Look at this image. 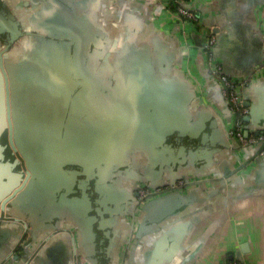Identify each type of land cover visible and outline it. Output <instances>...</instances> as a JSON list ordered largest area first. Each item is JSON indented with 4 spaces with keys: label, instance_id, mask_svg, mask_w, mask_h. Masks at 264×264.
Instances as JSON below:
<instances>
[{
    "label": "crops",
    "instance_id": "1",
    "mask_svg": "<svg viewBox=\"0 0 264 264\" xmlns=\"http://www.w3.org/2000/svg\"><path fill=\"white\" fill-rule=\"evenodd\" d=\"M82 1L74 0L72 5L77 4L79 8ZM143 2L146 12L152 16L154 28L168 37L172 46L177 48L178 43L183 48L179 53L180 60L175 63L176 70L190 76L193 86L199 88L203 103L213 109L225 129L230 116L226 118L223 115L227 109L218 85L207 75L201 48L203 28L213 27L215 40L212 51L215 61L230 78L249 79L243 87L248 108L244 130L248 131L247 134L264 132V72L260 70L264 59V35L259 27L261 18L264 20L263 0H185L198 17L197 23L180 21L165 10L158 0ZM106 3L112 5L111 0H106ZM61 4L58 0H51L52 7L44 22L63 37H68L72 43H66L61 49L53 48L52 54L56 58L61 53V62H86V45L73 40L74 37L78 39L82 32L76 27L80 19L70 17V3H67L66 10ZM71 23H74V28H71ZM10 56H6V59L15 65V58L12 61ZM216 131L215 136L212 130H207L205 144L178 137L174 132L179 145L175 147L169 136L172 153L170 155L168 149L164 152L170 159L171 168L162 170L147 167L146 149L128 141L129 160L125 165V175L150 179L158 185L179 178L206 179L203 188L191 189L184 201H177L161 219L154 222L146 220L141 229L130 215L135 210V197L119 186L128 177L124 175L120 182L112 183L108 179V182L101 180L95 174L90 178L100 181L95 190L83 186L84 175H77L75 194L80 201L77 203L80 205L79 213L72 216L61 208L57 222L46 219L48 224L39 226L33 219L23 222L8 212L1 214L0 208V264H63L61 260L72 237L79 255L76 258L79 259L78 264H143L146 252L156 249L160 242L163 254L169 257L168 264H264V162L250 175L249 169L253 168V164L233 172L234 159L225 156L226 151L222 149L211 160L204 157L205 160L190 164V168L181 172L174 158L177 149L182 146L191 148L202 144L206 149H211L210 141L213 145L223 144L221 126L218 125ZM7 150L12 151L13 157L4 150L2 153L6 156L0 157V167L14 163V166L8 165L12 167L8 172L4 170L10 174V179L15 177L20 182L25 174L24 177L13 175L16 161L20 166L21 161L12 147ZM246 155H251V152L248 151ZM72 160L65 161L66 165L72 166L69 169L76 166L70 163L79 162ZM28 163L35 164L32 159ZM224 175L226 181L222 178ZM79 176L83 178L78 179ZM7 185L5 177L0 178V197H4L6 190L11 191L12 187ZM82 187H85L87 197L83 196ZM61 190L65 192L64 188ZM120 193L124 199L119 205H114L110 199ZM57 200L66 206L64 198ZM105 213L109 215L108 218L103 216ZM32 214L38 220V215ZM241 246L246 251H242ZM238 251L242 252L236 257Z\"/></svg>",
    "mask_w": 264,
    "mask_h": 264
},
{
    "label": "water",
    "instance_id": "2",
    "mask_svg": "<svg viewBox=\"0 0 264 264\" xmlns=\"http://www.w3.org/2000/svg\"><path fill=\"white\" fill-rule=\"evenodd\" d=\"M58 1L62 3L61 6L65 10L68 7L67 3H70L71 6L68 7L70 17H79L80 19L76 27L82 32H80L78 39L74 37L73 40L86 45L84 60L86 62L96 60V62L102 63L106 75L101 77L103 79L107 77L117 79L116 87L113 89L115 93L121 88L127 94L132 93L127 108L129 115L125 120L129 130L126 137L130 143L142 145L146 149L147 167H150L151 170L155 167L159 170L166 167L171 168L170 159L167 158L168 156L165 155L164 151L165 149L170 150L171 155L169 136L174 132L177 133L178 137H187L189 140H198L205 144L207 130H212L216 136L218 125L222 129L223 144L213 145L210 141L211 149H206L202 144L191 148L182 146L177 149L178 153L174 158L180 165L181 172L190 168V164L205 160L204 157L211 160L212 156L215 153L218 154L222 149L226 151L225 156L234 159L235 168L233 172L253 164V168L249 169L250 175L264 162V154L259 153L261 146H239L229 141L221 120L209 105L203 103L199 88L193 86L189 75L185 76L175 68L176 61L180 60L179 53L183 49L182 46L180 47L176 43L178 47L175 48L171 45L168 37L161 35L160 31L154 28L152 16L146 12L143 0H111L112 5L106 3V0H83L79 8H77V4L72 5L74 0ZM73 24L71 23V28H74ZM6 62H8L7 59ZM205 70L207 75L218 85L219 93L227 109V113L223 115L228 118L230 109L221 93L220 86L208 69L205 68ZM132 86L134 92H129L128 90ZM243 89L241 94L243 104L246 106ZM206 99L208 103H211L208 97ZM121 120L119 124L124 126ZM244 132L245 134L248 133L247 130ZM7 134L9 135L6 138ZM4 136L5 138H3ZM8 147H12L16 151L20 161V158H26L27 163L20 162V166L16 161L13 176L19 174L24 177L25 174L20 182H17L15 177H12L13 179L8 177L10 174L7 172L12 168L8 165L14 166V163L9 162L10 164L7 163V166L3 164L5 167H0L2 170L0 171V178L5 177L7 186L12 187L10 192L6 190L4 197H0L1 214L6 208L8 213L23 222L33 219L39 226L48 224L46 219L57 222L61 208H64L70 215L77 216L80 208V205L77 204L80 201L75 194L78 187V182L75 180L77 175H84L83 186L93 187L94 190L98 188L100 183L97 179L90 180L95 174L96 177L106 182H120L123 179L122 173L125 169L123 164L125 162L115 167H98L95 170L93 164H82L72 160L75 162L70 164L80 167L79 170L66 168L67 163L64 161L47 162L46 152L33 153L32 156V151L23 149L22 156L14 147L10 129L6 133L5 131L0 133V157L6 156L2 153L4 150L8 156L13 157L12 151L7 150ZM248 151L251 152L249 156L246 155ZM28 158H34L32 161L35 164L28 163ZM113 169H117L116 172H112ZM199 178L201 180L195 179L197 181L192 187L182 191H171L161 195L151 194L146 199H136L135 210L130 213L132 219L138 222L140 229L146 220L154 222L161 219L177 201H184L191 189L203 188L206 179L204 177ZM222 178L227 180L225 175ZM190 179L193 178L182 180L188 182ZM141 180L152 188L160 186L150 179ZM176 180L164 185H172ZM221 181L223 180L221 179ZM196 184L197 186L194 187ZM62 188L65 189L64 193H62ZM84 188L82 187V194L87 197ZM60 197L64 198L66 206L58 202L57 199H63ZM123 199L124 197L120 193L114 195L110 200L114 205H119ZM32 213L38 215V220L32 217ZM1 216L3 217V215ZM138 226L137 228H139ZM243 247L242 251H246ZM161 249L162 242L158 244L156 249H151L149 253L146 252L143 264H168L169 257L163 254ZM242 251H238L235 256L239 257Z\"/></svg>",
    "mask_w": 264,
    "mask_h": 264
},
{
    "label": "flooded vegetation",
    "instance_id": "3",
    "mask_svg": "<svg viewBox=\"0 0 264 264\" xmlns=\"http://www.w3.org/2000/svg\"><path fill=\"white\" fill-rule=\"evenodd\" d=\"M51 7V0H0V133L10 129L21 155L23 149L46 152L47 162L74 159L93 164L95 170L126 165L129 130L125 120L132 93L122 88L115 93L117 79L101 77L106 75L101 62H61V53L54 58L53 48L72 41L45 24ZM9 55L15 65L6 62ZM128 91L134 92L133 86ZM170 137L177 147L176 133ZM122 174L128 177L120 188L135 199L140 200V192L161 195L168 190L164 184L152 188L137 176ZM178 181L174 183L179 186ZM69 241L63 260L78 264L73 237Z\"/></svg>",
    "mask_w": 264,
    "mask_h": 264
},
{
    "label": "built area",
    "instance_id": "4",
    "mask_svg": "<svg viewBox=\"0 0 264 264\" xmlns=\"http://www.w3.org/2000/svg\"><path fill=\"white\" fill-rule=\"evenodd\" d=\"M163 8L171 13L182 22L191 21L194 23L198 22V17L195 12L189 8L186 4L183 3L184 0H158ZM264 2V0H263ZM176 4L175 10H171L172 4ZM264 7V6H263ZM260 31L264 35V20L261 18L259 22ZM215 40V32L212 26H205L203 28V41L201 44L204 64L208 69L209 73L216 79L218 82L221 93L225 100L228 103L230 109V118L225 126V131L229 138V141L236 143L239 146H261L259 151L260 154H264V132L262 133H249L245 134L244 132V117L247 115L248 108L243 104V97L241 91L244 86L249 82L248 78L244 79H234L230 78L223 71L218 62L215 61L213 57L212 45ZM260 70L264 72V59ZM197 180L191 179L190 181H184L180 179L179 186L176 183L168 185V190L163 192L168 193L177 189L178 191L184 190L185 187L193 185ZM152 194H158L154 191ZM151 194L141 193L139 194L140 199H146Z\"/></svg>",
    "mask_w": 264,
    "mask_h": 264
},
{
    "label": "trees",
    "instance_id": "5",
    "mask_svg": "<svg viewBox=\"0 0 264 264\" xmlns=\"http://www.w3.org/2000/svg\"><path fill=\"white\" fill-rule=\"evenodd\" d=\"M183 3L184 4H186V2H185V0L183 1ZM175 6H176V4L174 3V4H172V6H171V10L173 11V10H175Z\"/></svg>",
    "mask_w": 264,
    "mask_h": 264
},
{
    "label": "bare ground",
    "instance_id": "6",
    "mask_svg": "<svg viewBox=\"0 0 264 264\" xmlns=\"http://www.w3.org/2000/svg\"><path fill=\"white\" fill-rule=\"evenodd\" d=\"M237 261V260H236ZM244 263V262H243ZM241 264V263H240Z\"/></svg>",
    "mask_w": 264,
    "mask_h": 264
}]
</instances>
